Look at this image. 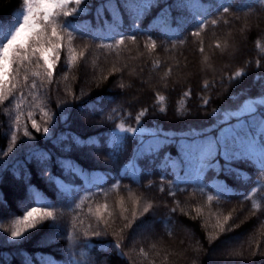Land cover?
<instances>
[{
    "label": "trees",
    "instance_id": "obj_1",
    "mask_svg": "<svg viewBox=\"0 0 264 264\" xmlns=\"http://www.w3.org/2000/svg\"><path fill=\"white\" fill-rule=\"evenodd\" d=\"M200 2L205 9L170 7L175 0H153L147 8L140 0L148 10L150 21L156 18L162 29H140L133 34L135 41L129 39L131 35L125 37L123 45L105 48L97 45L114 44L115 40L102 41L94 33L99 26L97 6L102 0H90V11L83 13L78 21L84 35H77L73 41L77 56L87 46L84 57L78 56V62L69 69L65 67L66 54L62 51L52 83L45 80L41 87L37 81L35 101L25 92L26 100L22 105L25 116L17 133V144L12 153L2 157L8 162V170L0 181V193L7 204L0 203V221L7 226L15 216L22 215L26 207L33 205L28 199L30 183L51 197L58 226L49 228L53 222L46 221L43 226L31 230L22 243L6 242L7 233L0 231V264H22L25 258L32 260V264H41V260L50 257L65 264L73 256L81 264H264V256L252 255L258 245L259 250L264 251V180L258 171L249 164L236 162L232 166L247 171L248 179L237 180L235 174L225 175L223 171L217 173L213 169L206 170L199 179L191 172L185 176L186 165L193 167L196 164L186 161L177 146L182 138H186L181 130L212 123L207 113L213 108L221 109L233 104L230 96L235 97V103L239 104L247 96L257 95L260 84L254 81V77L258 72L264 73V5L254 0H237L240 6L222 14L217 11L218 4L230 3L231 0ZM209 4L213 6L207 8ZM20 5L21 0H0V20L9 17ZM197 15L201 19L206 18L207 24L199 36H194L191 33L197 30V20L193 17ZM213 19L218 21L216 25L211 24ZM149 37L156 42L155 49L146 47L151 43ZM217 43L220 47H216ZM201 46L203 52L200 51ZM258 59L261 62L259 69L255 63ZM241 68L246 70V75L237 81H229L228 77ZM144 79L148 80L145 84ZM205 81H208L207 88H204ZM132 86L138 88L137 99L127 100L126 91ZM189 89L192 93L190 98L183 95ZM245 89H250V92H243ZM81 92L85 94L81 96ZM157 93L166 97L163 103L157 101ZM200 97L209 99V104L202 105ZM97 99L96 111H78ZM33 104L38 107L33 108ZM69 106L72 112L70 127L61 123L57 133L64 131L82 138L100 133L106 142L117 124L137 126L135 117L146 108L148 111L142 123L148 131L143 133V143L153 138L154 131L163 128L168 136L175 135L177 145L163 146L169 142L162 137L159 146H152L155 151L145 152L148 148L129 137L124 150L115 157L108 155L110 149L106 143L99 148H74L71 152H61L51 140L43 139L42 132L37 133L31 128L27 112L33 111L34 118L43 126L46 117L41 113V107L49 115H58ZM161 107H166V113L159 111ZM177 108L181 115H177ZM16 114L11 100L0 105V152L6 151L10 144ZM25 123L35 141L23 137ZM225 126L222 120L213 125ZM33 143L51 151V174L71 189L65 199L57 198L56 185L40 175L34 161L25 164ZM138 147L145 152L139 159ZM57 157L75 161L90 176L81 178L76 169L75 175L67 172L61 175ZM129 161H134L140 171L133 173ZM219 162L221 166L224 164L222 159ZM176 163H181L180 170L174 166ZM126 166L127 175L122 171ZM24 167L31 174L27 180L23 174ZM17 168L21 173L19 178L13 175ZM161 177L163 192L160 191ZM117 181L119 186L113 188ZM219 181H226L225 186L229 190L223 191ZM170 191L175 195L170 196ZM121 199L127 220L121 216ZM77 203L81 207L71 210ZM105 204L108 205L107 211L102 207ZM149 204L152 205L149 212L135 221L132 228L120 231L123 224L132 219L133 210L142 213ZM98 206L104 220L108 221L107 234L99 237L92 235V232H104L105 229L104 223L95 215ZM172 208H176V212H172ZM197 208L200 209L199 214ZM73 217H77V229L72 233L73 239H69ZM225 217H229L225 228L230 231L221 233L217 223H223ZM142 228L145 229L142 231L144 234L138 233ZM152 229L155 233L150 232ZM85 231H88L87 237L83 234ZM51 235L59 238L50 241L48 237ZM159 236L161 240L153 250L150 241ZM168 237L192 241L196 254L187 250L176 251L168 244ZM116 240L122 242L119 250L114 247ZM226 242L232 243L231 252L224 262L215 263L213 253ZM170 247L176 251L172 257L166 253ZM141 248L148 253L146 258L140 252ZM236 253H242L244 258L236 256Z\"/></svg>",
    "mask_w": 264,
    "mask_h": 264
},
{
    "label": "snow or ice",
    "instance_id": "obj_2",
    "mask_svg": "<svg viewBox=\"0 0 264 264\" xmlns=\"http://www.w3.org/2000/svg\"><path fill=\"white\" fill-rule=\"evenodd\" d=\"M145 6L150 7L153 0H142ZM254 2L264 5V0H254ZM213 5H207V8H211ZM240 6L237 0H231L230 3L218 4L217 11L222 14L228 13L232 7ZM115 7L119 9L120 4L118 0H102V3L97 6L98 15L109 8ZM177 9L185 8H198L205 9V5L201 4L200 0H175L174 5ZM245 7H248L245 6ZM90 11V0H21L20 8L13 14L8 20H0V105L5 101L11 100L14 104L17 114L15 116L14 126L11 128V140L6 151L0 152V181L3 180V173L8 170V162L4 161L2 157H7L9 153L13 152V148L17 144V133L21 130L22 118L25 116L22 110V105L25 103L27 92L28 95L33 97L35 101L38 96L37 81H40V86H44V81L51 84L56 72V68L61 60V52L66 54L65 67L72 68L78 62L79 58H83L85 50L79 52L78 56L76 49L73 45V41L77 35L83 36L84 31L79 26L80 16ZM193 19L197 20L195 25L196 29L191 35L199 36L200 32L206 27V18L201 19L199 15L194 16ZM217 20H211L212 25H216ZM227 23V21H225ZM129 39L135 41L136 37L133 35ZM151 40V37H149ZM124 36L120 35L119 39H115L114 44H99L97 47L113 48L124 44ZM183 43V41H181ZM146 47L149 49H155L157 47L156 42L151 40L150 44ZM216 47H220L217 43ZM200 51L203 52V46ZM256 67H261L260 60H256ZM159 61L156 62L158 66ZM171 69H169V72ZM167 75V73H166ZM246 75V70L241 68L234 72L229 81H237L238 79ZM65 79L67 73H65ZM107 79V77H104ZM254 81L260 84L255 97L247 96L239 104L235 103V97H229L233 100V104H230L221 109L213 108L210 113H207L212 119V123L205 124L200 127L192 126L185 130L186 138H182L177 145V138L175 135L168 136L163 128L152 133L157 142L163 137L169 143L163 145L165 147L177 145L180 149L184 159L188 162H195L196 172L203 174L208 169H213L217 173L223 171L225 175L235 174L237 180H246L247 174L242 172L239 168H234L232 165L236 162H243L254 167L262 180H264V73H257L254 77ZM123 87V85H121ZM208 87V81L204 82V88ZM243 92H250V89L242 90ZM85 93L81 92V96ZM185 97H191L192 93L189 89L183 94ZM79 99L80 97H74ZM156 99L158 102L163 103L166 99L165 96L157 93ZM202 105H208L209 99L200 97ZM99 99L93 101L90 104H85L78 111H96L98 107ZM33 108L38 105L33 104ZM60 107V105H58ZM41 113L46 119L43 126L37 122L34 118L33 111L27 112V119L31 122V128L37 133L42 132L44 134L43 139L45 141L51 140L53 145L60 148L61 152H71L75 149H93L103 146L104 143L110 149L109 156L115 157L122 152L126 146V142L131 137L137 139L143 144V133L148 131L142 123V118L146 115L148 109H142L135 117L136 125L126 127L124 123L117 124L113 130H111L110 136L107 141L100 133L89 134L86 137L76 135L73 133H67L61 131L57 133V128L62 123L66 127H70L69 121L72 119L71 107H64L62 111L57 115H49L42 107ZM160 112L166 113V107H161ZM180 109L177 108V115H181ZM111 119V117H109ZM235 119V123H230ZM217 120H222L226 127H213ZM228 129V131H225ZM23 137L28 138L29 141H35V136L29 131L27 124L23 125ZM156 149L149 147L145 152H152ZM139 159L145 152H141L140 148H137ZM52 153L46 148H41L37 144L30 145V150L27 154L25 164H30L33 161L36 163L40 170V175L45 177L50 184H55L58 192V199H65L71 189L64 184V182L57 176H53L50 172V162ZM170 158V157H169ZM219 158V159H218ZM222 159L224 164L221 166L219 160ZM57 165L61 169V175L65 172L70 174H77L75 169L79 168L81 172L84 169L76 164L75 161L70 159H61L57 157ZM129 165L132 168L133 173L140 171L136 165H132L129 161ZM125 175L128 174V166L122 170ZM20 169L14 170L13 175L19 178ZM23 174L25 179L30 178V172L24 167ZM151 181L149 182V185ZM119 186V181L112 185L113 188ZM101 190L102 189H98ZM223 191H228L226 186L222 187ZM256 189H252L255 191ZM160 191H164L163 177H161ZM182 191V189H181ZM170 196H174V192L168 193ZM248 197H245L247 199ZM28 199L37 206H28L23 210L22 215L15 216L11 220L10 224L5 227L4 223L0 221V231L7 233V241L11 242H23L27 238V234L31 230H36L43 226L46 221H52L49 224V228L57 227V215L56 208L52 205L47 198L39 192L32 184H28ZM209 201L212 197H208ZM0 203L7 204L3 200V194L0 193ZM121 206V216L127 220V216L124 215L126 209H123V199L119 201ZM179 201H177V206ZM81 204L77 203L74 208H80ZM105 211L108 209V205L102 206ZM152 207L149 204L143 209L142 213H138L136 210L132 212V219L123 224L120 229L123 232L125 229L132 228L135 221L139 220L144 213L149 212ZM253 207H257L253 205ZM91 211V209H89ZM172 212H176V208L171 209ZM197 213H200V209H196ZM95 215L99 221H102L105 225L104 232L95 231L92 232L93 236H101L107 234L108 221L104 220L101 207L98 206ZM112 213L109 212V216ZM77 217H73L71 222L72 231H69V239H73V231L77 229L76 224ZM229 217L224 218V222H218L217 227L221 233L230 231L225 228ZM82 223V222H81ZM84 236H88V231H85ZM114 235L116 233H113ZM171 235V232H169ZM56 235L48 237L50 241L58 239ZM121 240H116L114 247L119 250L121 248ZM103 247V246H102ZM144 257L148 256V253L143 248L140 249ZM123 255V253H121ZM243 259L242 253H236ZM252 255L264 256V251L257 250L252 252ZM22 264H32V260L25 258ZM41 264H60L55 258H48L41 261ZM65 264H81L80 261L75 259V256L70 261H66ZM154 264V262H153Z\"/></svg>",
    "mask_w": 264,
    "mask_h": 264
},
{
    "label": "rangeland",
    "instance_id": "obj_3",
    "mask_svg": "<svg viewBox=\"0 0 264 264\" xmlns=\"http://www.w3.org/2000/svg\"><path fill=\"white\" fill-rule=\"evenodd\" d=\"M248 17H250V16H248ZM244 18H240L239 20H242ZM147 79L150 80V77H147ZM147 79H144L143 80V83L144 84L148 81ZM145 80H146V82H145ZM125 83L127 85L129 84V82H126V81H125ZM131 90H133V91H131ZM126 92H127V94H126V99L127 100H135V99H137L138 88H136L135 86H132V88H128V90ZM6 107L8 108V106H6ZM15 189L18 190L17 187ZM8 224H10V223H8ZM7 226L5 225V227H7ZM146 227H149L150 228V225H147ZM144 228L140 229V232H138V233H143L144 234V232H142V231L145 230ZM150 232L155 233V231L153 229ZM160 240H161V238L159 236V237L155 238V240L150 241L151 242L150 245H151V247H152L153 250L156 249V247H157L156 243L159 242ZM167 241H168V244H170V245H172V247H175L176 248V251L178 249L179 250H182V251L183 250H187L190 253L196 254L195 251H194V247H192V244H193L192 241H188V240L183 241V240L177 239L175 237L174 238L173 237H171V238L168 237ZM232 246L233 245H232L231 242H226V244H223L222 246H220V248L217 249V250H215V252L213 253L214 256H215L214 259H213V261L215 263L224 262L225 261L224 259H226V257H227L226 255L229 252H231ZM172 247L167 248V252H166V253L170 254V257H172L174 253H176V251L174 252V250H173Z\"/></svg>",
    "mask_w": 264,
    "mask_h": 264
}]
</instances>
